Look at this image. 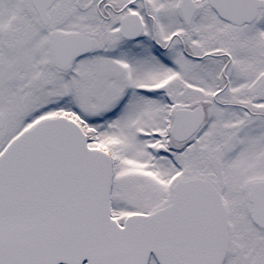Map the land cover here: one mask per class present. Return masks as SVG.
Returning a JSON list of instances; mask_svg holds the SVG:
<instances>
[{"label": "snow or ice", "instance_id": "snow-or-ice-1", "mask_svg": "<svg viewBox=\"0 0 264 264\" xmlns=\"http://www.w3.org/2000/svg\"><path fill=\"white\" fill-rule=\"evenodd\" d=\"M0 264H264V0H0Z\"/></svg>", "mask_w": 264, "mask_h": 264}]
</instances>
